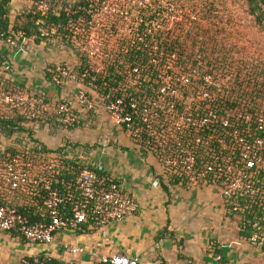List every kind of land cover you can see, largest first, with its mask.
I'll return each mask as SVG.
<instances>
[{"label": "built area", "instance_id": "1", "mask_svg": "<svg viewBox=\"0 0 264 264\" xmlns=\"http://www.w3.org/2000/svg\"><path fill=\"white\" fill-rule=\"evenodd\" d=\"M101 2L70 30L69 43L81 60L79 68L60 64L47 70L56 86L78 85L74 100L1 90L0 83V118L19 110L32 119V111L40 106L47 114L64 116L65 127L71 128L77 121L75 104L93 112L101 106L135 148L159 161L168 189L176 181L192 188L216 186L227 207L239 216L250 214L255 205L264 209V111L245 116L226 108L224 114L212 88L214 75L204 69L201 55L193 66L168 50L170 43L161 45L166 36L159 38L163 19L183 23L193 16L191 10H176L162 0L159 8L153 0ZM48 10L49 5L41 2L32 13L45 15ZM39 32L45 38L56 34L42 26ZM25 108L31 111L24 112ZM26 151L0 149V232L45 245L58 232H82L84 226L102 229L138 213L135 199L91 156L82 159L41 148L37 154ZM24 205L38 206L39 218L32 221L21 212ZM251 228L250 241L264 256L263 226L253 221ZM42 258L22 264L50 261ZM215 259L224 264L221 255ZM98 263L140 264L123 254L104 255Z\"/></svg>", "mask_w": 264, "mask_h": 264}, {"label": "trees", "instance_id": "2", "mask_svg": "<svg viewBox=\"0 0 264 264\" xmlns=\"http://www.w3.org/2000/svg\"><path fill=\"white\" fill-rule=\"evenodd\" d=\"M13 1L0 0V69L10 63V55L20 49L25 40L33 39L36 44L53 38H60L67 45L70 42L72 27L82 18L89 16L90 12L103 0H25L34 3L45 2L49 10L45 15L32 11H24L20 16L13 17ZM153 0V6L159 8L158 2ZM168 2L176 10H191L193 16L183 23H171L163 19L166 33L161 45L170 43L168 50H174L181 58L182 63L196 66V56L202 57L204 69L214 75L212 88L218 92L220 110H232L245 116L257 115L264 111V0H162ZM14 12H17L14 11ZM41 20V25H37ZM55 29L56 34L50 38L41 37L39 28ZM22 33L21 36L19 34ZM11 39V41H9ZM14 42V43H11ZM186 58L187 60H183ZM67 66V64H61ZM57 66V65H50ZM74 69L79 68L77 65ZM113 71L109 69L108 73ZM46 80L51 81L47 70L44 71ZM117 80V79H116ZM1 90H20L10 81L0 76ZM103 83L101 82V85ZM64 86V85H62ZM106 88L103 85V92ZM101 94H104V93ZM70 102L68 101V104ZM70 105V104H69ZM230 107V108H229ZM40 109V106L38 107ZM26 109V108H25ZM24 109V110H25ZM37 109L32 111L35 117L29 119L19 110L9 112L0 118V137L10 141L7 151L11 153H38L43 149L48 153H64V147L49 150L33 135L32 126L39 123L40 128L47 124L55 127L64 126V116L57 113L47 114ZM30 109L27 108L26 111ZM31 111V110H30ZM91 113L93 111H90ZM77 121L73 128L82 126V118L77 111H73ZM224 114H227L224 112ZM84 120V119H83ZM24 136V139L21 138ZM69 145V143L67 144ZM70 147H89L86 145H69ZM74 163H68L72 166ZM178 184V181H176ZM168 192V188L164 186ZM26 202V200H25ZM229 206V205H228ZM43 204L40 203V208ZM38 206H22L21 212L32 218H39ZM227 215H237L227 207ZM247 215V216H246ZM241 215L243 226L241 235L250 241L252 237L251 223L264 218V209L255 205L250 214ZM245 218V219H244ZM87 228L84 226V230ZM84 232V231H82ZM79 232V233H82ZM42 259L46 260L47 257ZM47 264H64L50 259ZM99 264V263H96Z\"/></svg>", "mask_w": 264, "mask_h": 264}, {"label": "crops", "instance_id": "3", "mask_svg": "<svg viewBox=\"0 0 264 264\" xmlns=\"http://www.w3.org/2000/svg\"><path fill=\"white\" fill-rule=\"evenodd\" d=\"M16 2L18 0L13 1L12 7L15 11ZM48 41L34 43L44 45ZM67 46L76 51L70 43ZM19 52L20 49L16 53ZM64 57L63 63L70 67L76 65L77 57L75 60ZM56 62L50 60L45 69L53 67L50 65H57ZM8 67L9 64L7 69L10 70ZM47 81L55 85L52 81ZM57 87L62 97L69 94L71 89L76 91L78 89V85L74 83ZM97 108L96 110H104L101 106ZM87 112L90 115L93 113L79 110L78 116L83 121L81 123L98 120H95L93 115L88 117ZM87 124L91 125L90 122ZM115 131L117 133L114 135L123 134L118 129ZM85 148H82L84 150L78 157L85 159L91 156L116 177L138 203V213L102 229L87 228L82 233L58 232L54 240L45 245L30 244L0 232V254L5 256L0 257V264H22L24 260L34 257H47L64 264L70 261L77 264H96L104 255L118 254L137 259L140 264H217L215 259L217 255L222 256L224 264H264V256L260 250L241 235L243 226L241 216L227 215V205L221 199L218 187L192 188L175 184L166 192L164 190L166 183L161 177L162 167L151 153L141 151L140 155L150 157L155 164L151 163L144 169L141 163H138L139 168L131 166L132 168L124 170L122 175L100 161L103 153L98 155L97 152ZM191 188L194 190H189ZM262 226L264 229V218ZM74 249L78 251L72 252Z\"/></svg>", "mask_w": 264, "mask_h": 264}, {"label": "rangeland", "instance_id": "4", "mask_svg": "<svg viewBox=\"0 0 264 264\" xmlns=\"http://www.w3.org/2000/svg\"><path fill=\"white\" fill-rule=\"evenodd\" d=\"M103 1L110 5L118 0ZM15 5L14 8L19 12H14L15 10H13L12 15L14 18L17 15L20 16L23 14L24 11L30 13V11L33 10L34 3L25 0H18ZM47 43L44 45H35L33 39L22 42L20 45V52L11 54V63L6 64L7 66L8 64L10 65V67H8L10 70L7 69L6 65L3 69H0L2 79L10 81L18 87L20 91L25 90L36 93L40 97H48L50 100L62 97V94L58 89L59 87L49 84L44 78V69L47 68V64L50 60L55 62L59 60L56 64H62V61L65 60L64 56H66L68 60H75L77 57V66L81 60L79 56H77L78 53L76 54L77 51H74L67 45L63 44L60 38L50 39ZM68 93L69 94L64 95V99L74 100L76 90L71 89ZM97 109H99V107ZM79 110L90 111L75 104L73 111L79 112ZM87 114L88 117L93 115L95 120H98L88 121L87 123L90 122L91 125L86 123L83 124V126H79L72 130L66 128L65 125L55 127L52 124L47 123L43 128H40L39 122L32 126L34 131L33 135L45 146V148L53 150L61 146L66 149L65 153H72L75 157H78L84 149L80 146L74 148L69 145L75 144L81 145L82 147L89 145V147H86L85 149L93 152L95 151L98 155L103 153L104 155L101 157L100 161L114 170V172L117 173L119 171L122 175L124 170H128L132 167L136 169L139 168L138 163H141V167L144 169L147 165H151V163L155 164V161H151L150 157H142V155H140L141 151L135 148L125 135H114V133H117V131H115L117 129L113 126V123L104 110H96L91 115L87 112ZM21 138L24 139V136ZM0 143V149L4 150L5 147L10 144V141L3 140L0 137ZM68 143L69 145H67ZM189 190L194 189L191 188ZM161 197L162 194L159 196L160 200ZM3 256L4 255L0 254V257L3 258Z\"/></svg>", "mask_w": 264, "mask_h": 264}, {"label": "bare ground", "instance_id": "5", "mask_svg": "<svg viewBox=\"0 0 264 264\" xmlns=\"http://www.w3.org/2000/svg\"><path fill=\"white\" fill-rule=\"evenodd\" d=\"M101 60H103V59H101ZM112 60V59H111Z\"/></svg>", "mask_w": 264, "mask_h": 264}]
</instances>
